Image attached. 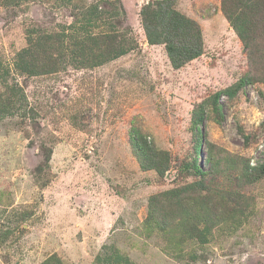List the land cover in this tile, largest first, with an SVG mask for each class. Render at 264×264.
Listing matches in <instances>:
<instances>
[{"label": "rangeland", "instance_id": "1", "mask_svg": "<svg viewBox=\"0 0 264 264\" xmlns=\"http://www.w3.org/2000/svg\"><path fill=\"white\" fill-rule=\"evenodd\" d=\"M150 1L72 0L67 6L23 0L16 7L0 0L1 66L12 68L30 26L57 31L92 5L109 19L98 29L112 24L135 46L91 70L66 65L49 75L16 77L31 114L0 119V264H43L52 257L62 264H102L114 253L134 264H264V177L245 187L235 179L246 161H264V84L246 86L233 100L221 97L218 122L206 108L197 161L213 194L223 196L212 218L225 213L209 241L188 237L189 228L176 223L179 209L165 230L146 224L150 197L200 179L184 170L196 157L192 109L249 69L220 0H179L178 11L201 28L204 52L173 70L164 47L145 39L139 13ZM132 128L158 156L165 154L163 176L143 171L133 156ZM207 143L228 158L218 172L208 171ZM187 194L189 204L200 207L197 193Z\"/></svg>", "mask_w": 264, "mask_h": 264}, {"label": "trees", "instance_id": "2", "mask_svg": "<svg viewBox=\"0 0 264 264\" xmlns=\"http://www.w3.org/2000/svg\"><path fill=\"white\" fill-rule=\"evenodd\" d=\"M62 5H71L72 0H57ZM23 0H7L8 6H20ZM179 0H152L140 10L141 24L147 43L151 46H163L169 64L173 70H179L204 52V40L199 24L177 9ZM80 9V8H79ZM77 10L75 22L69 26H59L57 31L48 33L34 27L26 31V46L18 50L12 61V68L0 65V119L7 116L22 115L30 118L27 97L16 81L18 76L35 77L49 75L65 70L66 65L73 69H93L107 65L127 55L134 49L133 40L117 35L115 27L109 23L103 29L106 19L98 5L87 10ZM220 11L246 52L249 69L232 85L212 93L206 100L195 105L191 111V131L195 142L196 157L184 165L185 173L200 177L181 188H175L149 198L146 224L162 225L163 230L175 221L180 227H188V237L199 244H206L214 226H218L225 213H219L214 219L211 212L217 207V200L223 196L212 188L204 177L197 159L204 143L201 126L208 117L209 108L216 122L222 117L221 97L233 100L246 86L264 84V0H220ZM98 29L99 33H94ZM112 30V31H110ZM30 110V109H29ZM32 111V110H30ZM248 140L247 136H244ZM129 145L133 156L143 171H154L163 176L168 170V159H162L153 151V145L146 135H140L135 128L129 132ZM215 146L207 143L205 162L208 171L218 172L222 162L228 160L213 150ZM168 156V154H167ZM230 166V165H229ZM223 170V169H222ZM264 177V161L253 165L249 161L241 168V174L235 179L240 187L257 182ZM197 193L200 207L188 202L187 193ZM216 206V207H215ZM196 207V208H195ZM195 208V209H194ZM181 210L178 217H172V211ZM194 209V210H193ZM235 209V208H234ZM231 215L233 217L234 215ZM231 217V218H232ZM157 218V220H156ZM218 222V223H217ZM102 264H134L128 257L117 253L101 259ZM43 264H62L52 257Z\"/></svg>", "mask_w": 264, "mask_h": 264}]
</instances>
